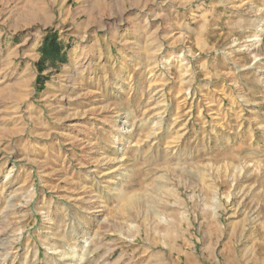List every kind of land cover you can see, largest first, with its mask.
Instances as JSON below:
<instances>
[{
  "label": "rangeland",
  "instance_id": "obj_1",
  "mask_svg": "<svg viewBox=\"0 0 264 264\" xmlns=\"http://www.w3.org/2000/svg\"><path fill=\"white\" fill-rule=\"evenodd\" d=\"M0 264H264V0H0Z\"/></svg>",
  "mask_w": 264,
  "mask_h": 264
},
{
  "label": "trees",
  "instance_id": "obj_2",
  "mask_svg": "<svg viewBox=\"0 0 264 264\" xmlns=\"http://www.w3.org/2000/svg\"><path fill=\"white\" fill-rule=\"evenodd\" d=\"M63 44L58 40L56 34L50 33L44 37L40 46V54L41 58L38 63L39 67V75L37 78V85L40 87L44 84V79L41 76V73L44 70V64L46 62H50L51 64H55L57 62L63 61L64 50Z\"/></svg>",
  "mask_w": 264,
  "mask_h": 264
}]
</instances>
